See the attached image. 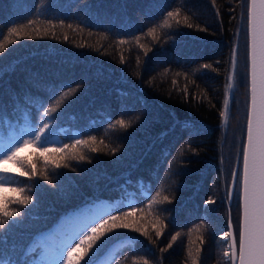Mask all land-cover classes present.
<instances>
[{
  "label": "trees",
  "instance_id": "16d2710c",
  "mask_svg": "<svg viewBox=\"0 0 264 264\" xmlns=\"http://www.w3.org/2000/svg\"><path fill=\"white\" fill-rule=\"evenodd\" d=\"M246 12L242 0H0V148L49 125L43 141L24 144L31 160L21 147L0 162L19 170L0 168V202L20 213L0 216V264H43L41 236L99 199L110 204L104 219L132 211V227L108 234L90 264L114 244L108 264H230L223 233L229 210L239 224L227 188L245 137ZM234 44L236 81L223 126ZM88 137L95 141L71 148ZM79 155L85 159L70 158ZM22 196L29 204L14 199ZM153 197L163 203L150 204ZM73 241L47 253L66 258Z\"/></svg>",
  "mask_w": 264,
  "mask_h": 264
},
{
  "label": "snow or ice",
  "instance_id": "6c2138e0",
  "mask_svg": "<svg viewBox=\"0 0 264 264\" xmlns=\"http://www.w3.org/2000/svg\"><path fill=\"white\" fill-rule=\"evenodd\" d=\"M245 4L247 7V62L249 67L250 100L246 110V140L240 142L238 149L242 167H233L231 169V183L228 184L227 188L229 203L231 204L235 201L239 206V224L238 229L234 227L231 210H229L227 225L229 230L223 233V237L225 242L231 241L230 256L232 264H264V0H260L259 6L257 5V0H250V2L249 0H242V5ZM175 16V12H167V17L175 18ZM28 23L31 24L32 21ZM164 24L170 27L167 19H165ZM188 26L191 27L192 25L189 24ZM10 31L15 33L17 29L11 28ZM155 31V28H149L148 30V35L152 36L154 40L156 39ZM137 40H139V37H137ZM124 42L123 40L120 41V43ZM140 47H144V45L141 44ZM3 51L4 47L0 45V52ZM145 51L147 52L148 49H145ZM238 51V46L234 44L231 49V70L227 76V84L224 89L222 110L219 112L220 121L224 125L227 124L230 116V107L233 99L232 91L236 81ZM121 62H124L123 57H121ZM205 67L209 66L205 65ZM58 107L59 102H57V107L46 108L43 115L46 117L51 116L57 111ZM116 123L121 128L128 127L124 120H118ZM48 127L49 125L44 123L34 133L33 139H24L23 143H40L44 140V134ZM89 141H95V137H88V140H76L71 145V148L75 149L77 145L87 144ZM69 148L68 144L63 145V149L68 150ZM15 151H18V149H9L4 158L14 159ZM92 151H97V149L93 148ZM70 158L83 160L85 156H70ZM54 163H56V167L60 166L58 162ZM64 166L67 167L66 164ZM21 175H25V173H21ZM44 179L47 180L48 177L44 176ZM13 191L23 192V189H13ZM14 199L20 204L27 205L32 197L22 196ZM167 199V197H164L165 201ZM153 202L163 203V201H156L155 197L150 201V204ZM206 203L212 204L214 201L209 199ZM117 212V215H111L107 219L100 217L99 223L94 227H90V231L89 227H85L78 238V242L73 241L75 246L69 245L68 248L64 249L67 257H60L63 264H81V261L84 264H90L91 254L105 240L110 238L108 234H114L116 229L132 227V224L127 222L126 218L132 216L133 212H120L119 210ZM19 215L18 211H10L8 209L7 199L4 202H0V216L10 220ZM5 222L0 220V227ZM156 236H161L159 228L156 229ZM176 240L177 236L174 235L172 241ZM197 251L199 252L200 249H197ZM228 255L229 253L226 252L225 256Z\"/></svg>",
  "mask_w": 264,
  "mask_h": 264
},
{
  "label": "rangeland",
  "instance_id": "374dc122",
  "mask_svg": "<svg viewBox=\"0 0 264 264\" xmlns=\"http://www.w3.org/2000/svg\"><path fill=\"white\" fill-rule=\"evenodd\" d=\"M26 137H21L20 139L13 140L9 143H7L5 146L0 148V162L5 157L6 152L9 149H19L23 148L21 152L24 154H29V160L33 158V154L28 152L29 147L25 148V145L23 143L24 139H31V133L27 132ZM18 153H20V150H18ZM23 154V155H24ZM7 165V164H6ZM0 168H7L12 173H18V168H10L9 166H0ZM105 205H107V202L104 203H98L96 206H93L90 211H83L79 215H75L74 217H67L65 216L62 220H60L51 231L46 233V238L51 241L50 246H56L58 247L59 244L68 245L70 244L74 238L79 234V232L87 227L89 224L93 223L94 219L99 215L100 213L104 212L106 210ZM52 235H56L57 241H53ZM43 248L44 245L42 244ZM49 247V246H47ZM116 248V244H114L109 251H107L102 257H100L96 263L94 264H108L113 256L114 249ZM44 253L40 255L39 260H44L43 264H59L61 262L60 257L62 255H56L54 257H50L47 253V249L44 248Z\"/></svg>",
  "mask_w": 264,
  "mask_h": 264
},
{
  "label": "water",
  "instance_id": "95a60500",
  "mask_svg": "<svg viewBox=\"0 0 264 264\" xmlns=\"http://www.w3.org/2000/svg\"><path fill=\"white\" fill-rule=\"evenodd\" d=\"M249 2H250V0H249ZM259 2H260V0H257V5L259 6ZM247 39H248V37H247ZM235 45H237V44H235ZM247 52H248V48H247ZM230 70H231V64H230ZM230 70H229V72H230ZM248 72H249V67H248ZM250 81H249V76H248V96H247V106H248V103H249V100H250ZM223 126H226V125H224L223 124ZM244 140H246V125H245V137H244ZM239 164H240V168L242 167V162L241 163H239V154H238V156H237V158H236V161H235V165H234V167H237V168H239ZM231 183V179H230V182H229V184ZM228 199V198H227ZM230 203H229V201H228V205H229ZM228 218H229V213H228ZM227 225H228V222H227ZM228 227V226H227ZM229 230V229H228ZM230 243H231V241L230 240H228V246H229V260H230V264H232V261H231V256H230V253H231V248H230Z\"/></svg>",
  "mask_w": 264,
  "mask_h": 264
},
{
  "label": "bare ground",
  "instance_id": "6f19581e",
  "mask_svg": "<svg viewBox=\"0 0 264 264\" xmlns=\"http://www.w3.org/2000/svg\"><path fill=\"white\" fill-rule=\"evenodd\" d=\"M237 156H238V155H237ZM236 158H237V157H236ZM235 161H236V160H235ZM239 161H240V156H239ZM109 250H110V249H109ZM109 250H108V251H109Z\"/></svg>",
  "mask_w": 264,
  "mask_h": 264
},
{
  "label": "flooded vegetation",
  "instance_id": "af4514ba",
  "mask_svg": "<svg viewBox=\"0 0 264 264\" xmlns=\"http://www.w3.org/2000/svg\"><path fill=\"white\" fill-rule=\"evenodd\" d=\"M228 121H229V119H228Z\"/></svg>",
  "mask_w": 264,
  "mask_h": 264
}]
</instances>
